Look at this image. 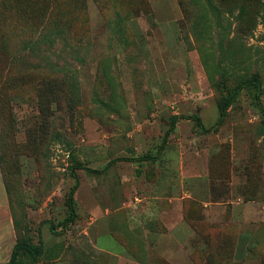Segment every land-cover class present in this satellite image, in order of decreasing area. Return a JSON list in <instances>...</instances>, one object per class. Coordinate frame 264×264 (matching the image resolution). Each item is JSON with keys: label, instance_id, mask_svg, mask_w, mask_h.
I'll return each mask as SVG.
<instances>
[{"label": "rangeland", "instance_id": "rangeland-1", "mask_svg": "<svg viewBox=\"0 0 264 264\" xmlns=\"http://www.w3.org/2000/svg\"><path fill=\"white\" fill-rule=\"evenodd\" d=\"M52 75L62 83L39 166L17 145L31 127L43 135L39 80ZM253 75L264 104V0H0V175L17 224L4 245L40 232L38 264H209L233 242L211 264H263L252 90L217 130L180 119L156 162L131 161L157 154L173 116L213 126L222 94ZM76 163L98 173L76 172L77 218L61 233Z\"/></svg>", "mask_w": 264, "mask_h": 264}, {"label": "trees", "instance_id": "trees-1", "mask_svg": "<svg viewBox=\"0 0 264 264\" xmlns=\"http://www.w3.org/2000/svg\"><path fill=\"white\" fill-rule=\"evenodd\" d=\"M42 82V87L44 85L48 86L49 89L46 91H43V93H40L38 95V116L37 118H40V129L42 130L43 135H38L39 132L36 131L34 128H29L27 130V137L26 140L17 145V153L19 155H25L28 157H31L34 159L35 162L40 166V158L43 157V153L41 152L44 143L50 138L49 132L50 131V124H49V118L53 115V109L52 104H57L58 102V94L60 92V86L62 81L57 75L52 76H46L45 78H40L39 82ZM41 87V88H42ZM244 90H252L253 91V98H254V104L257 108L258 112L261 115V122L264 126V104L262 102V88H261V82L257 75L251 76L249 79L246 80H240L238 81L235 86H233L230 90H228L226 93L222 94L221 100L219 102V117L217 122L210 127L204 126L202 123L200 117L198 115H191V116H173L171 118L169 128L166 130L162 143L159 147V150L155 156L150 155H144L140 156L134 160L138 163L142 162H156L161 153L164 149V146L166 145V142L172 132L175 129L176 124L180 119H187L194 121L197 129L202 133H210L211 131H215L218 129V127L223 123L224 119L226 118L228 111L232 104L237 100L239 95ZM78 170H84L88 171L90 173H98L97 170L85 167L81 163H76L70 168V175L71 178L74 180V184L69 190V193L66 198V207H67V216L64 218V220L59 224L61 227V233L64 232V230L72 224L76 218V206H75V199L74 196L78 190L79 182H78V176L76 172ZM8 195V192H7ZM10 207V204H9ZM11 210V209H10ZM11 212V211H10ZM16 222L13 220V226L14 230L16 229ZM54 225L50 224V229L54 230ZM39 234V241L38 243H34L31 236H23V237H17L11 253L10 257L6 262H0V264H38L40 258L42 257L44 253L43 245L40 238V232ZM233 242H223L221 243L217 249L212 253L211 257L209 258V264H211V259L218 260L221 259V261L225 260L226 253L228 249L233 247ZM263 264H264V254H263ZM163 261V260H162ZM164 264L165 263L163 261Z\"/></svg>", "mask_w": 264, "mask_h": 264}, {"label": "crops", "instance_id": "crops-1", "mask_svg": "<svg viewBox=\"0 0 264 264\" xmlns=\"http://www.w3.org/2000/svg\"><path fill=\"white\" fill-rule=\"evenodd\" d=\"M14 226H13V222H12V219H11V213H10V207H9V201H8V197H7V194L5 192V188H4V185H3V181H2V178H1V175H0V251H3L4 255L3 256H7V258L9 257L10 253H11V250H12V247L14 245V242L11 244L8 245L9 247V252L4 250V247L8 248L6 243L4 245V241H5V237L7 238H13L14 236ZM169 231L172 232V229L169 228ZM184 231H186L184 229ZM189 233V235L192 234L191 230H187ZM239 229L237 230V234H234L233 237H235L236 235H240L239 233ZM13 235V236H12ZM227 232L226 230L223 231L221 237H223V239L227 240L228 239V236H227ZM190 237V236H189ZM239 237V236H238ZM9 242V240H8ZM114 244V243H113ZM175 244H176V241H175ZM177 245V244H176ZM115 246V245H114ZM178 246V245H177ZM179 250H181V248L178 246L177 247ZM178 250L176 249L175 251L173 252H177ZM175 253H171L169 254V258L170 259H173V256H174Z\"/></svg>", "mask_w": 264, "mask_h": 264}]
</instances>
